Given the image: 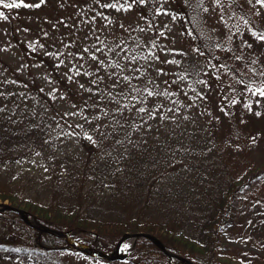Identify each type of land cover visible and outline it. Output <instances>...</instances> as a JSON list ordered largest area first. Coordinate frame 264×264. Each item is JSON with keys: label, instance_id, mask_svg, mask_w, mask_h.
<instances>
[{"label": "trees", "instance_id": "16d2710c", "mask_svg": "<svg viewBox=\"0 0 264 264\" xmlns=\"http://www.w3.org/2000/svg\"><path fill=\"white\" fill-rule=\"evenodd\" d=\"M90 1L105 25L76 19L64 30L36 17L0 28L11 54L0 55V201L102 251L141 232L191 264H244L227 243L263 193L253 92L264 63L241 38L263 35L253 14L229 0L248 22L219 35L199 0ZM12 2L0 3V24L25 10L23 0L4 7ZM90 14L81 5L79 17ZM173 19L183 38L168 34ZM1 213L0 264H56L60 253L186 264L144 238L122 258L93 259Z\"/></svg>", "mask_w": 264, "mask_h": 264}, {"label": "rangeland", "instance_id": "374dc122", "mask_svg": "<svg viewBox=\"0 0 264 264\" xmlns=\"http://www.w3.org/2000/svg\"><path fill=\"white\" fill-rule=\"evenodd\" d=\"M23 5H29L28 7H24L25 10L19 9V13L16 15H10L7 18V22L1 20L0 28L7 27V30L11 28V20L16 23L20 22L21 25L27 24L30 22H34V19L37 17L39 22L45 23L50 22L56 25L58 28L70 26L73 23H76L77 20L83 21L82 25L88 20L91 21L93 26H102L105 25V22L99 15L97 14L98 5H92L90 0H23ZM177 2H188L190 0H176ZM201 5L205 8L206 12V21L208 25L213 26L215 29H219L217 34H223L224 30H231L235 28V25H240L242 23H247V19L244 20L241 17L237 16L235 11L233 10V6L231 7L230 1L237 3L240 7L249 8L251 13L253 14V20L257 22L258 27L263 32L264 35V6L256 3V0H199ZM141 2V0H138ZM90 3V5H87ZM86 4V7H90L91 16L87 19H82L79 17V10L81 9V5ZM35 5H39L36 7ZM169 8H177L175 2L168 3ZM167 7V9H168ZM133 14H139V9L137 5H133L132 10H130V15H126V20H133L135 17ZM77 19V20H76ZM172 19L170 14H165V20L169 21ZM5 22V23H4ZM85 23V24H86ZM109 22H106L108 24ZM51 24V25H52ZM80 25V26H82ZM89 25V26H90ZM179 21L177 19H173L171 21V25L168 29V34L170 37L183 38L182 34L178 33ZM177 31V33H176ZM230 33V32H229ZM219 34V35H220ZM177 35V36H176ZM225 35H223L224 37ZM246 43H248L253 48H256L262 57V63H264V40L254 39L249 34H243L241 37ZM3 32L0 31V44L3 40ZM236 39V35H235ZM191 48V47H190ZM0 55H11L9 52H0ZM222 78L224 80L225 86H230L231 79L229 77L228 72H224L222 74ZM213 101V95L211 96ZM253 102V119L254 124L256 126L254 130V145L253 152L254 158L257 163L261 166L264 165V96L257 97ZM257 113H260L257 115ZM263 193L261 198H256L255 201L246 205L244 213L239 214L238 224L234 227L233 234L229 236V241L227 244L232 245L233 254L237 256L239 261L244 264H264V180L262 181ZM1 204H7V201L1 202ZM6 215H3L0 212V228L2 226V219H6ZM14 218H17L14 216ZM135 242L132 239H127L123 242L119 249L118 256L122 258L128 254V252L132 249ZM116 245V244H115ZM94 248V247H93ZM114 248V247H113ZM112 248V249H113ZM62 249H68L65 246H62ZM98 249V248H96ZM112 249L108 251H100L102 252H110ZM118 258V259H119ZM173 258V257H172ZM57 261H54L56 264L59 260L64 264H98L94 263L89 259L82 258V256H72L64 253H60L56 258ZM241 264V263H240Z\"/></svg>", "mask_w": 264, "mask_h": 264}, {"label": "water", "instance_id": "95a60500", "mask_svg": "<svg viewBox=\"0 0 264 264\" xmlns=\"http://www.w3.org/2000/svg\"><path fill=\"white\" fill-rule=\"evenodd\" d=\"M4 210H9L11 212H14L16 214V217L20 219L22 222H24L26 225H28L29 227H32V228L41 230L43 232H46L48 234L54 235L56 237H59L65 242L67 248L78 250L82 252L83 254L90 256L94 259L104 260V261L116 260L119 258L118 256L119 249L125 240L132 239L135 242L139 238H144V239H147L153 242L167 256L175 257L186 264H191L189 261H186L185 259L178 257L177 255L168 251L160 243V241L151 234H146V233H141V232L127 233L119 239V241L116 243V245L110 252L105 253L89 245H86V244H83V243H80L74 240L67 232H62L55 228L46 226L42 222L38 221L34 216L28 214L26 211L22 210L21 208H18V207L9 205V204H1L0 211H4Z\"/></svg>", "mask_w": 264, "mask_h": 264}, {"label": "snow or ice", "instance_id": "6c2138e0", "mask_svg": "<svg viewBox=\"0 0 264 264\" xmlns=\"http://www.w3.org/2000/svg\"><path fill=\"white\" fill-rule=\"evenodd\" d=\"M0 3H3V0H0ZM41 3H43V0H41ZM256 3L259 4V5H262L264 6V0H256ZM21 5L18 4V3H15V0H13L12 3H7V4H4V7L6 8H18L20 7ZM24 7H28L29 5H23ZM36 7H39V5H35ZM107 6V5H106ZM3 13L0 12V17H3ZM258 40H264V35H258L256 37ZM93 59H95V57H93ZM125 79H128V77H125ZM257 93H259L260 96H264V89H260V88H257L255 92H253V95H256ZM148 95H152L151 92L148 93ZM235 102V101H233ZM141 112L144 111L143 108L140 109ZM260 113H257V115H259Z\"/></svg>", "mask_w": 264, "mask_h": 264}]
</instances>
